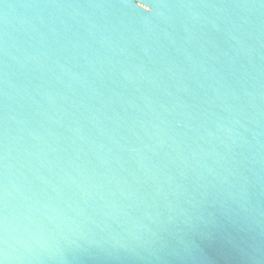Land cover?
Returning a JSON list of instances; mask_svg holds the SVG:
<instances>
[{
  "label": "water",
  "instance_id": "water-1",
  "mask_svg": "<svg viewBox=\"0 0 264 264\" xmlns=\"http://www.w3.org/2000/svg\"><path fill=\"white\" fill-rule=\"evenodd\" d=\"M0 264H264V0H0Z\"/></svg>",
  "mask_w": 264,
  "mask_h": 264
}]
</instances>
